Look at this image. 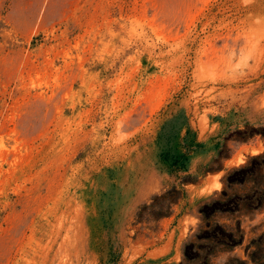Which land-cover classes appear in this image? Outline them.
I'll return each mask as SVG.
<instances>
[{
	"label": "rangeland",
	"instance_id": "374dc122",
	"mask_svg": "<svg viewBox=\"0 0 264 264\" xmlns=\"http://www.w3.org/2000/svg\"><path fill=\"white\" fill-rule=\"evenodd\" d=\"M0 264H264V0H0Z\"/></svg>",
	"mask_w": 264,
	"mask_h": 264
}]
</instances>
